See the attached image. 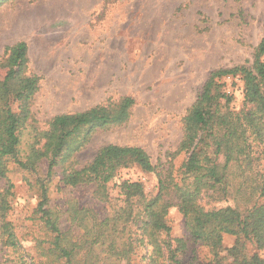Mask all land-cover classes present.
I'll use <instances>...</instances> for the list:
<instances>
[{"label": "rangeland", "instance_id": "374dc122", "mask_svg": "<svg viewBox=\"0 0 264 264\" xmlns=\"http://www.w3.org/2000/svg\"><path fill=\"white\" fill-rule=\"evenodd\" d=\"M263 36L264 0H3L0 58L6 45L23 40L28 48L25 73L39 77L21 136V156L32 143L42 146L39 134L56 114L96 105L111 108L127 96L133 103L124 121L96 127L80 138L79 149L53 164L49 175L47 158L25 169L9 160L5 176L0 175V193L12 185L10 207L4 218L0 215V226L9 222L16 248L2 244L0 229V256L5 253L0 264H61L44 241L49 231L38 210L42 191L44 208L60 231L79 238L74 208L83 207L98 220L111 217L124 205L120 182L140 183L151 198L158 193L159 178L166 179L163 197L172 205L162 214L161 228L129 224L124 239L134 242L131 264H149L154 245L159 246V264H166L170 255L180 264H230L236 242L241 244L237 258L257 256L264 264V246L243 236L223 233L218 243L193 240L175 204L178 194L187 192L191 218H204L226 206L244 215L251 205L264 203V117L250 138L253 160L229 163L224 181L197 182L200 174L188 169L189 150L182 148L185 116L209 73L249 65ZM220 83L231 95L230 109L238 111L243 97L239 73L223 75ZM106 144L141 147L155 169L147 172L135 164L121 168L101 191L93 183L61 182L64 167H82ZM105 250L100 244L97 252L102 256ZM84 254L79 249L74 258Z\"/></svg>", "mask_w": 264, "mask_h": 264}, {"label": "trees", "instance_id": "16d2710c", "mask_svg": "<svg viewBox=\"0 0 264 264\" xmlns=\"http://www.w3.org/2000/svg\"><path fill=\"white\" fill-rule=\"evenodd\" d=\"M2 1L0 0V3ZM3 49V56L0 58L1 176H5L6 164L9 160L25 169L33 167L42 157L47 158V175H49L53 164L65 161L79 149L83 144L80 138H85L96 127L122 122L127 118L129 107L133 103V99L128 96L119 99L111 108L96 105L84 111L56 114L49 120L48 128L39 134L42 137L40 139H44L42 146L36 147L35 143H32L27 153L21 156V136L30 113L29 102L37 90L39 77L25 73L28 62V48L25 41H17L6 45ZM228 73H239L243 82L242 104L238 111L230 109L231 95L221 90L220 77ZM15 103L17 107L14 109L12 106ZM263 117L264 36L253 49L249 65H239L232 70H214L209 73L199 96L185 116L182 148L189 150L188 169L200 174L196 181L199 182L203 178L214 182L224 181L225 169L229 163L253 160L250 138L260 129ZM207 147H211L209 153ZM59 155L61 157L56 160ZM219 160L223 161L222 165L219 164ZM131 164L147 172L155 169L149 155L141 147L106 144L101 146L93 159L82 167L78 169L64 167L61 182L70 186L93 183L96 191H101L113 180L119 169ZM158 186L157 195L148 198L140 183L120 182L118 195L119 198L121 195L124 196V205L117 208L113 216L101 220L95 219L83 207L74 208L72 220L80 227L79 238L60 231L57 222L50 218L49 210L44 208L47 198L42 191L38 210L49 231L44 240L49 244V251L61 261V264H131L134 242L132 243L129 236L124 239L129 224L135 223L137 228L148 225L161 228L162 214L172 205L169 199L163 197V190L168 188L166 179L159 178ZM11 188L12 185L8 184L4 195H1L3 192L0 193L2 218L10 207L8 194ZM260 189V194H264V184ZM177 198L175 204L182 212L186 229L193 240L218 243L221 234L230 233L236 237L243 236L253 240L259 247L264 246V203L251 205L244 215H241L235 207L226 206L205 213L204 218L199 216L191 218L192 207L189 205L187 192L178 194ZM0 229L2 244L16 248L14 233L9 222L3 220ZM100 244L106 247L102 256L101 251L97 252ZM239 247L241 244L236 242L230 249L235 256L230 264H262V260L257 256L237 258ZM79 249H84L85 254L83 258L76 260L74 257ZM3 255L5 253L0 257ZM159 257V246L154 245L149 264H159ZM167 259L169 260L166 264H180L174 255L168 256ZM30 264L34 263L30 262Z\"/></svg>", "mask_w": 264, "mask_h": 264}]
</instances>
